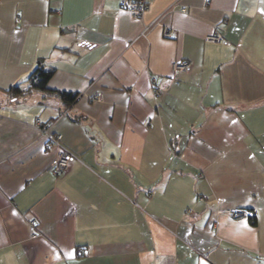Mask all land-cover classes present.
<instances>
[{"label": "crops", "instance_id": "0c3cea01", "mask_svg": "<svg viewBox=\"0 0 264 264\" xmlns=\"http://www.w3.org/2000/svg\"><path fill=\"white\" fill-rule=\"evenodd\" d=\"M0 264H264V0H0Z\"/></svg>", "mask_w": 264, "mask_h": 264}, {"label": "built area", "instance_id": "2783aa9c", "mask_svg": "<svg viewBox=\"0 0 264 264\" xmlns=\"http://www.w3.org/2000/svg\"><path fill=\"white\" fill-rule=\"evenodd\" d=\"M121 8L127 10L133 19H140L148 8V0H120ZM165 37H170L171 34L168 30L164 31ZM206 41L221 43L222 36L219 32H214L208 34L205 37ZM191 67V62L188 60H180L177 62H173L171 65V70L174 74L185 72L189 70ZM167 87H159L153 86V93L155 96H159V94L163 91H166ZM37 130L39 131L40 136L45 140V148L49 151L55 150V157L50 165V172L53 176H63L68 171L69 163L72 158V155L66 151V149L62 146L61 143V135L57 133H49L48 129L40 126V121H35ZM242 215L240 211H233L231 216L233 218H237ZM30 226H33L34 221H30ZM34 236V234H33ZM81 253V252H79Z\"/></svg>", "mask_w": 264, "mask_h": 264}, {"label": "trees", "instance_id": "16d2710c", "mask_svg": "<svg viewBox=\"0 0 264 264\" xmlns=\"http://www.w3.org/2000/svg\"><path fill=\"white\" fill-rule=\"evenodd\" d=\"M53 74V69H45L41 64L37 65L31 73L27 76L24 83L27 86V91H43L49 92L56 95L61 101L65 104L69 105L75 102L77 98L76 93L72 92H65V91H58V90H51L47 88V83ZM11 90L16 92H21L20 84L15 85L11 88ZM249 222L254 225L255 218L253 216L249 217Z\"/></svg>", "mask_w": 264, "mask_h": 264}]
</instances>
